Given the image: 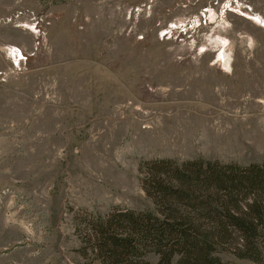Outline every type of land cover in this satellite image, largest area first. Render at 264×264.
Masks as SVG:
<instances>
[{
	"label": "rangeland",
	"instance_id": "rangeland-1",
	"mask_svg": "<svg viewBox=\"0 0 264 264\" xmlns=\"http://www.w3.org/2000/svg\"><path fill=\"white\" fill-rule=\"evenodd\" d=\"M157 159L263 162L264 0H0V264H88Z\"/></svg>",
	"mask_w": 264,
	"mask_h": 264
},
{
	"label": "trees",
	"instance_id": "trees-1",
	"mask_svg": "<svg viewBox=\"0 0 264 264\" xmlns=\"http://www.w3.org/2000/svg\"><path fill=\"white\" fill-rule=\"evenodd\" d=\"M140 181L153 209L85 214L81 257L88 264H231L221 254L264 262V160L241 166L197 159L144 162Z\"/></svg>",
	"mask_w": 264,
	"mask_h": 264
},
{
	"label": "bare ground",
	"instance_id": "bare-ground-1",
	"mask_svg": "<svg viewBox=\"0 0 264 264\" xmlns=\"http://www.w3.org/2000/svg\"><path fill=\"white\" fill-rule=\"evenodd\" d=\"M225 66L227 67V63H226V60H225Z\"/></svg>",
	"mask_w": 264,
	"mask_h": 264
}]
</instances>
